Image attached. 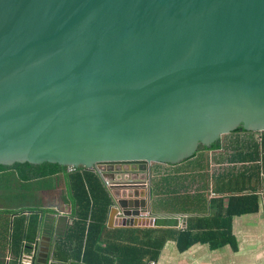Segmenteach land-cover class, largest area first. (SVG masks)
<instances>
[{
  "label": "water",
  "instance_id": "obj_1",
  "mask_svg": "<svg viewBox=\"0 0 264 264\" xmlns=\"http://www.w3.org/2000/svg\"><path fill=\"white\" fill-rule=\"evenodd\" d=\"M238 128L264 133V0H0V165L138 187ZM150 197L119 201L120 225L153 227Z\"/></svg>",
  "mask_w": 264,
  "mask_h": 264
},
{
  "label": "crops",
  "instance_id": "obj_2",
  "mask_svg": "<svg viewBox=\"0 0 264 264\" xmlns=\"http://www.w3.org/2000/svg\"><path fill=\"white\" fill-rule=\"evenodd\" d=\"M224 149L217 151H206L204 154L205 164H208L206 173L218 174L228 169V164L224 163ZM189 168V163L185 165ZM172 168H169L171 170ZM67 174H71L69 169ZM65 172V173H66ZM116 180L129 177V174L112 171ZM132 174V173H131ZM148 176L144 171L133 173L143 180L138 187H127L111 189L108 181L104 180L106 186L112 193L114 204L111 207L107 218V228L116 229H171L176 231H187L191 228V234L196 237L194 241L184 251H180V244L170 239L160 252L156 261H150L147 264H264V191L258 189V210H254L253 204L247 206L248 211L236 213L230 217L227 215L229 205L227 194H217L213 190L215 179L202 181L197 179L194 183L189 181L184 183V196L191 200L192 208L198 206L199 199H193L195 194H201L200 203L203 202L202 212L192 214L193 212H176L167 214L165 210L155 209L154 204L150 203L151 216L156 219L153 227H133L123 226L121 220L133 219V216H122V210L118 202L128 201V206L139 207L148 206V185L149 179L142 177ZM64 172H56L51 176L35 177L27 180L17 169H9L0 172V185L4 180H12V195L10 197V206L14 211H24L20 213L30 219L32 212L39 216L40 228L36 240L23 244L19 251L11 248L12 225L15 215H0V224L2 221L10 223V231L5 233L0 230V255L6 264H22L26 256H32L30 247L44 242L43 239H50L48 264H86L83 261L84 248L79 252V243L74 237H69V228L77 219L74 216V206L72 204V193L69 190L70 180L64 177ZM102 176V175H101ZM254 182V181H253ZM203 186L205 188H203ZM2 192L0 186V193ZM2 196H0L1 199ZM20 203L18 206L17 204ZM190 206V204L188 205ZM194 210V209H192ZM20 214H17L20 215ZM123 218H122V217ZM158 221L163 222L157 225ZM214 223L220 229L214 226ZM69 226V227H68ZM211 233L223 234L224 241L217 238L215 243L207 241ZM212 236V235H211ZM189 237V238H190ZM111 244L116 240L112 233L106 234ZM123 235H120V241ZM105 247V244L103 245ZM18 254V255H17ZM113 251L106 247L104 250L97 249L89 259L88 264H117V258ZM20 256V257H19ZM35 257V256H32ZM38 260V255L35 257ZM35 263V261H34ZM122 260H120V264Z\"/></svg>",
  "mask_w": 264,
  "mask_h": 264
},
{
  "label": "trees",
  "instance_id": "obj_3",
  "mask_svg": "<svg viewBox=\"0 0 264 264\" xmlns=\"http://www.w3.org/2000/svg\"><path fill=\"white\" fill-rule=\"evenodd\" d=\"M224 149V163L228 164V169L223 173H206L208 164H205L204 154L206 151H217ZM189 163V168L185 165ZM163 166H166L163 167ZM156 179L152 182L150 193L156 195L157 209L165 210L167 214L176 212H202L200 203L201 194H195L193 199H199L198 206L192 208L189 197L184 196V183H194L197 179L207 181L215 179L213 190L217 194L229 195V205L226 209L228 217L241 212L248 211L247 206L253 204L254 210H258V189L264 191V133L250 132L238 128L236 131L213 143L210 147L200 146L198 152L184 163L179 165H156ZM169 168H172L169 170ZM17 169L22 177L27 180L35 177L51 176L56 172H64V177L70 180L69 190L72 193V204L74 206L75 222L69 228V237H74L79 243V252L84 248L83 261L88 264L89 259L97 249L104 250L109 247L115 253L117 264H147L156 261L167 241L174 239L180 244V251H184L196 237L189 230L180 232L171 229H116L107 228L106 222L111 207L114 204L111 190L106 186L101 173L97 170H87L78 167L71 174H67V166L57 163H16L6 166L0 165V172ZM162 169L164 171H162ZM66 172V173H65ZM254 181V182H253ZM0 215L16 217L13 220L11 248L18 249V254L23 244L36 240L40 228L39 216L32 212L30 219L20 213L24 211H14L10 206L12 191V180L6 179L0 185ZM203 188H205L203 186ZM190 204V206H188ZM194 209V210H192ZM17 214H20L17 216ZM163 222L158 221L157 225ZM216 228L220 229L214 223ZM69 227V226H68ZM0 230L7 233L10 231V223L2 221ZM112 233L117 237L111 242L106 239V234ZM120 235L123 240L120 241ZM212 235V236H211ZM193 237V239L191 237ZM207 239L215 243L217 239L224 241L225 235L211 233ZM190 237V238H189ZM217 238V239H212ZM3 242V240L1 241ZM0 242V243H1ZM105 244V247L103 245ZM17 254V255H18ZM20 257V256H19ZM37 257V254L36 256ZM35 264L37 259H35ZM0 264H6L0 255ZM12 264H16V261Z\"/></svg>",
  "mask_w": 264,
  "mask_h": 264
},
{
  "label": "rangeland",
  "instance_id": "obj_4",
  "mask_svg": "<svg viewBox=\"0 0 264 264\" xmlns=\"http://www.w3.org/2000/svg\"><path fill=\"white\" fill-rule=\"evenodd\" d=\"M158 166V165H157ZM163 167H165L166 168V166H163ZM158 169V167H156V165H154V166H152L151 167V171H150V176H146V175H143L142 177H147L148 179H149V184H150V187L151 186H153V181L156 179V170ZM162 171H164L163 169H162ZM147 191H148V189H147ZM148 193V192H147ZM151 199H150V203H151V205H153L154 204V206H155V209H156V195H154L153 196V194L151 195V197H150ZM20 203H18L17 204V206L19 205Z\"/></svg>",
  "mask_w": 264,
  "mask_h": 264
},
{
  "label": "flooded vegetation",
  "instance_id": "obj_5",
  "mask_svg": "<svg viewBox=\"0 0 264 264\" xmlns=\"http://www.w3.org/2000/svg\"><path fill=\"white\" fill-rule=\"evenodd\" d=\"M108 167H110L111 165H107ZM112 166L115 167H122V168H126V167H130V168H133V167H136L137 165L136 164H132V163H126V164H112ZM139 167V166H138ZM150 171H151V168L150 170L146 171V173L148 174V176H150Z\"/></svg>",
  "mask_w": 264,
  "mask_h": 264
},
{
  "label": "built area",
  "instance_id": "obj_6",
  "mask_svg": "<svg viewBox=\"0 0 264 264\" xmlns=\"http://www.w3.org/2000/svg\"><path fill=\"white\" fill-rule=\"evenodd\" d=\"M68 169H69L70 172H74L76 168H75V167H69ZM107 184H108V186L110 187L109 182H108Z\"/></svg>",
  "mask_w": 264,
  "mask_h": 264
}]
</instances>
